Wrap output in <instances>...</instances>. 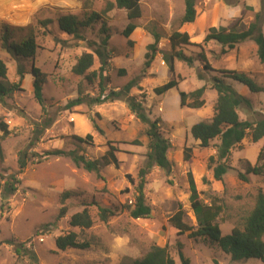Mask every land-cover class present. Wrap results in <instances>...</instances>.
Segmentation results:
<instances>
[{
	"label": "rangeland",
	"instance_id": "1",
	"mask_svg": "<svg viewBox=\"0 0 264 264\" xmlns=\"http://www.w3.org/2000/svg\"><path fill=\"white\" fill-rule=\"evenodd\" d=\"M140 2L142 17L136 21L138 28L129 38L132 45L123 36L129 23L126 11L114 8L106 14L110 60L104 87L108 95L137 80L138 85L130 96L142 102L151 121L160 120L161 131L172 144L168 152L171 172L168 174L155 166L147 176L145 196L152 209V217L147 219H133L126 207L134 202L138 174L147 164L149 125L136 118L125 99L99 106L83 104L67 108L79 93L83 97L99 96V78L89 83L85 76H78L73 70L83 54L100 48L104 35L102 25L97 23L81 30L83 39L80 40L63 33L58 21L66 15L81 19L93 13L103 15L108 3L115 0H0V33L4 26L9 27L11 41L21 42L33 31L39 47L34 65L46 75L43 112L33 93L34 79L30 74L33 60L15 58L2 48L0 38V59L8 67L5 83L18 88L10 98L0 100V121L7 123L10 130V135L1 140L4 157L3 162L0 161V182L18 174L20 153L24 151L29 159L28 167L18 175L20 184L15 195L4 199L0 192V264H133L154 246L167 247L175 264H182L179 244L190 264H263L259 260L233 262L216 245L191 239L188 234L179 235L169 224V218L181 204L184 221L198 226L190 203V171L201 202L209 206L219 201L223 207L218 219L223 236L244 223L255 207L259 190L264 191V177L248 175L247 181L239 177L245 174L247 162L256 164L264 140L253 143L248 137L241 147L235 148L229 161L232 169L218 182L208 162L216 155L219 141L202 149L191 136L193 125L213 117L217 93L212 89V80L218 75L203 69L198 57L201 49L194 45H203L214 70L245 73L264 87V63L260 62L258 47L252 39L227 54H222V47L216 42L203 43L210 28L230 27L240 18L243 22L239 30H245L257 13L263 12L264 16L262 1L197 0V19L186 25L180 24L185 11L184 0ZM176 31L187 33L193 44L180 46L176 51L193 58L194 63L189 66L174 59L179 86L158 96L154 90L172 77L170 66L174 52L170 37ZM262 31L264 34V21ZM154 35H158L160 41L151 66L146 68L145 56L148 46L155 42ZM99 67L95 56L94 65L87 73L98 71ZM231 84L252 103L251 108L239 110L240 119L263 118L264 94H252L240 84ZM203 86L207 87L202 98L204 107L199 110L182 107L180 92L191 93ZM91 119L103 133L94 129ZM47 122L50 126L44 129L40 141L35 142L36 125L43 129ZM87 135H92L91 142L80 143L73 138ZM109 143L118 151L120 166H103L98 175L76 168L66 156H51L42 164L36 163L37 157L32 158L60 150L76 151L90 160H101ZM187 148L192 149L189 161L184 158ZM128 177L136 184L132 185ZM67 192L71 197L63 203L61 197ZM99 206L114 211V216L102 222ZM62 208H66V214L59 217ZM85 209L94 221L93 227L88 230L72 227L71 217ZM71 232L78 235L80 243L88 244L89 249L59 250L56 239ZM22 244L28 252L20 248ZM32 255L36 256V261Z\"/></svg>",
	"mask_w": 264,
	"mask_h": 264
},
{
	"label": "trees",
	"instance_id": "2",
	"mask_svg": "<svg viewBox=\"0 0 264 264\" xmlns=\"http://www.w3.org/2000/svg\"><path fill=\"white\" fill-rule=\"evenodd\" d=\"M262 1V9L264 10V0ZM197 0H184L185 11L180 20L181 25L192 24L197 19ZM117 8L124 10L127 13L128 25L123 31V36L128 39V44L132 45L129 39L131 35L138 28L136 21L142 17V8L140 0H115V3H108L103 15L93 13L92 15L83 19L66 15L59 19V29L74 38L82 40L81 30L88 29L94 24L100 23L102 25V44L100 48L95 49L93 53L83 54L77 61L73 72L78 76H85L89 83H93L96 78H99V96L97 97H83L79 93L77 99L71 101L67 108L87 104L91 106H99L104 103L114 102L116 100L125 99L131 112L142 123L148 124L149 128L146 135L149 138L147 164L140 170L138 174V182L135 188L134 202L128 205L127 211L133 219H147L152 217V209L147 204L145 196V187L147 185V176L156 166L168 174L171 172L172 164L168 158V152L172 148L170 140L164 136L161 131L160 120L151 121L148 113L142 102L135 97L130 96V92L138 85L137 80L129 82L123 89L119 91H111L105 95V79L109 67L110 55L107 53L109 46V30L107 29V12ZM264 21L263 12L257 13L254 21L248 25L245 30L240 31L242 19L236 20L230 27H212L204 39V44L216 42L222 47V54H227L234 51L237 46L247 40L252 39L258 47V58L261 63H264V34L262 31V23ZM9 27L4 26L0 33L2 48L15 58L32 59V67L30 74L33 77V93L36 102L41 106L42 111L45 112V98L43 94V86L46 83V75L41 72L39 68L34 65V58L39 49L36 36L33 31L21 42H12L10 39ZM154 44L148 46V53L145 56V67L149 68L156 56L157 46L160 41L158 35H154ZM170 42L174 54L171 56V79L161 87H158L154 92L158 96L165 95L172 89L178 88L179 81L176 80L173 61L178 59L185 62L189 66L194 63L193 58L185 56L182 52L176 51L177 48L183 45H193L190 41V36L187 33L174 32L170 37ZM201 49L198 57L203 63L205 71L216 72L218 75L212 80V89L217 93V101L214 107L213 117L209 121L199 122L192 126L191 136L199 142L202 149H208L212 142L219 141L217 145V152L215 156L209 158L208 167L213 172V177L216 181L222 182L224 176L232 169L229 165L231 152L241 147L242 142L250 137L253 143H258L264 140V117L256 121H243L239 117V110L243 107L251 108L252 103L249 99L241 95L231 82L240 84L246 87L252 94H264V87L260 86L253 78L245 73L234 70H214L208 62L203 45H194ZM95 56L98 57L100 67L98 71L87 73L94 65ZM22 73H20L21 75ZM8 76V67L6 63L0 59V100L10 98L18 89L16 85H8L5 83ZM207 90L206 86L195 90L191 93L180 92L181 105L193 110L202 109L205 105V100L202 99ZM94 129L99 133H103L94 119H91ZM40 125H36L38 130L35 142L40 141V137L44 131L50 126V122L45 123L43 129H39ZM0 161L3 162V147L1 140L10 135L9 126L7 123L0 121ZM80 143H87L92 141V135H87L82 138L79 136L73 137ZM33 142V141H32ZM138 144V141H135ZM32 145H35L33 142ZM117 149L108 144V150L102 156L101 160H90L76 151H52L46 152L41 156L34 155L32 158H38L37 164H42L43 161L49 160L51 156H66L72 160L76 168L83 169L89 173L99 174L103 166L113 165L119 168L120 161L117 158ZM192 149L185 150V160L191 159ZM28 157L24 151L20 153L18 158L19 171L18 174L9 175L6 180L0 182V192L4 199H8L15 195L18 191V175L23 173L28 167ZM253 175L257 177H264V147L260 150L256 164L246 163L245 174H240L242 181H247V176ZM129 182L135 185V181L128 177ZM188 181L190 188V203L196 216L198 226H190L184 221L185 211L180 204L177 211L169 218V224L178 231L179 235L188 234L189 238L195 240H206L211 244L216 245L224 254L230 256L233 262H242L248 260H259L264 264V191L259 190L256 198V204L250 214L245 218L241 226L233 228L231 233L223 236L221 228L218 224V219L223 212V207L219 201L213 202L211 205H204L199 197L197 185L192 172H188ZM71 197L70 193H64L61 197L64 203ZM99 217L102 222H107L111 216H114V211L98 207ZM66 214V208H62L59 217ZM70 225L74 228H81L83 230L91 229L94 221L85 209L81 213H77L71 217ZM56 247L61 251L67 249L86 250L89 245L80 243L78 235L71 232L67 235L60 236L56 239ZM22 250L28 252L26 247L22 244ZM179 258L182 264H190L189 258L183 253V246L178 245ZM18 253L19 249L16 250ZM36 261V256L32 255ZM133 264H175L174 259L170 255L167 247L154 246L148 251L142 259L136 260ZM217 264V262H215Z\"/></svg>",
	"mask_w": 264,
	"mask_h": 264
},
{
	"label": "crops",
	"instance_id": "3",
	"mask_svg": "<svg viewBox=\"0 0 264 264\" xmlns=\"http://www.w3.org/2000/svg\"><path fill=\"white\" fill-rule=\"evenodd\" d=\"M220 264V263H219Z\"/></svg>",
	"mask_w": 264,
	"mask_h": 264
}]
</instances>
